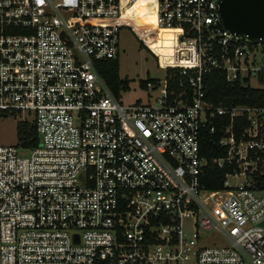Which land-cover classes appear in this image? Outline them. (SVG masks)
Masks as SVG:
<instances>
[{"label": "built area", "instance_id": "1", "mask_svg": "<svg viewBox=\"0 0 264 264\" xmlns=\"http://www.w3.org/2000/svg\"><path fill=\"white\" fill-rule=\"evenodd\" d=\"M140 1L166 76L124 103L99 70L122 28L138 32ZM220 1L0 0V119L38 134L0 145V264H264V103L215 104L204 80L264 90V40L230 33ZM162 28L176 30L165 63ZM218 126L226 154L208 159L201 132ZM208 166L224 188L205 187Z\"/></svg>", "mask_w": 264, "mask_h": 264}, {"label": "trees", "instance_id": "2", "mask_svg": "<svg viewBox=\"0 0 264 264\" xmlns=\"http://www.w3.org/2000/svg\"><path fill=\"white\" fill-rule=\"evenodd\" d=\"M100 73L103 75L112 91L119 95L122 89H129V80L120 76L118 59H111L101 63ZM170 88L177 86L180 79L178 69H168ZM204 80L207 84L208 95L215 104H251L259 105L264 103V90L243 86L240 82L229 83L222 70H212L206 73ZM142 85H144L142 83ZM17 135L19 141L27 147L38 145V134L33 123L20 121L17 124ZM221 129L218 126L216 132L211 133L209 128L201 132L200 150L201 154L208 159L226 154V150L220 146L219 138ZM226 168L208 166L202 175V182L205 187L211 190L224 188ZM262 178V177H261Z\"/></svg>", "mask_w": 264, "mask_h": 264}, {"label": "rangeland", "instance_id": "3", "mask_svg": "<svg viewBox=\"0 0 264 264\" xmlns=\"http://www.w3.org/2000/svg\"><path fill=\"white\" fill-rule=\"evenodd\" d=\"M135 21L136 33L134 29L130 27L122 28L120 32V52H119V67L120 76L129 80V89L120 91V100L124 103H128L137 99L147 101L148 96L145 87L142 85L148 79H163L166 76V70L158 66L156 57L149 52L147 47L143 45L141 39L146 37V42L149 43L153 38L148 37L144 31L149 33L150 30H146L143 23L155 22L153 15L148 14L147 8L135 7ZM144 18V19H143ZM141 25V27H140ZM142 38H141V37ZM159 39L161 42L155 41L151 46L157 50V46L166 47L169 45L170 50L173 51L175 47L174 35H170L164 30H160ZM169 50V49H168ZM167 48L161 51L162 61L166 59L168 55ZM165 63V61H163ZM18 119L14 117H8L0 119V145L18 144L19 138L17 135ZM26 152L22 151V154ZM231 185H237L241 179L234 176L228 178ZM210 240L219 241L218 235H211L208 238Z\"/></svg>", "mask_w": 264, "mask_h": 264}, {"label": "water", "instance_id": "4", "mask_svg": "<svg viewBox=\"0 0 264 264\" xmlns=\"http://www.w3.org/2000/svg\"><path fill=\"white\" fill-rule=\"evenodd\" d=\"M219 12L230 33L264 40V0H221Z\"/></svg>", "mask_w": 264, "mask_h": 264}, {"label": "bare ground", "instance_id": "5", "mask_svg": "<svg viewBox=\"0 0 264 264\" xmlns=\"http://www.w3.org/2000/svg\"><path fill=\"white\" fill-rule=\"evenodd\" d=\"M135 7H140V8H147V3H146V1H140L139 3H137L136 5H135ZM148 9V8H147ZM162 30H164V31H166L167 33H169L170 35L173 33V35H174V41H175V34H176V30L175 29H167V28H162ZM159 36H160V32H159V35H158V37H157V44H158V42H161V40L159 39ZM164 48H167V50H168V55H167V57H166V59L164 60L165 62L167 61V59L169 58V57H171V56H173L174 55V48H173V51H171L170 49V47H169V45L168 46H166V47H161V46H157V52L159 53V55H160V57H161V51L164 49ZM161 60H162V58H161Z\"/></svg>", "mask_w": 264, "mask_h": 264}, {"label": "crops", "instance_id": "6", "mask_svg": "<svg viewBox=\"0 0 264 264\" xmlns=\"http://www.w3.org/2000/svg\"><path fill=\"white\" fill-rule=\"evenodd\" d=\"M164 61V60H163Z\"/></svg>", "mask_w": 264, "mask_h": 264}]
</instances>
